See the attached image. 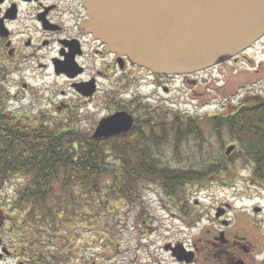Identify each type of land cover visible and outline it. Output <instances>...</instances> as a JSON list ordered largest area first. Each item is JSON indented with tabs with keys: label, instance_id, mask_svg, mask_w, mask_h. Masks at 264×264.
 <instances>
[{
	"label": "rangeland",
	"instance_id": "rangeland-1",
	"mask_svg": "<svg viewBox=\"0 0 264 264\" xmlns=\"http://www.w3.org/2000/svg\"><path fill=\"white\" fill-rule=\"evenodd\" d=\"M250 58L251 62L241 58L238 63L223 65L220 70L216 68V73H220L223 78L219 84H216L214 78L208 74L207 82L191 77L192 81L197 80L195 84L191 81L162 84L158 88L141 86L146 95L155 91V95L151 96L153 101H143L150 110H157L156 107L160 106L159 112L169 110L179 112L183 116H194L207 139L204 142L193 134L189 135L180 141V152H174L172 148L176 142L174 133L168 131L157 144L160 148L151 154L152 159L165 162L171 167L187 170L194 168L198 171H204L205 165L210 162H228L224 157L225 150L228 145L235 142L227 136L223 140L214 137L212 127L208 124L210 120L208 115L215 112L231 113L242 102L264 96V48L259 46L256 55H251ZM87 65L92 68L90 71L94 70L92 60H87ZM114 74L116 75L113 83L122 91L125 86L134 88L138 85L136 80L138 74L132 69L126 68L125 74L122 75L119 72ZM88 77L83 75L81 79L86 80ZM118 78L124 83H116ZM127 79L130 82L126 81ZM26 80L32 84L29 90L34 93L35 101L28 97L17 101H0V113L10 121L15 122L19 119L24 126L29 127V130L42 127L44 124L54 128L62 123L68 128L80 118L83 121L78 126L86 130L81 132L93 133L101 119L117 110L116 104L104 99L107 90H111V85L115 87L111 84V79L101 80L100 93L93 99L94 101H83L72 95V81L51 78L55 90L68 91L65 97L68 100L51 103L45 93L39 91L42 87L40 77ZM163 87H167L168 92H164ZM51 96H54L53 92ZM132 96L134 98L131 94L130 99ZM57 98L64 97L59 95ZM161 98L174 100L161 101ZM54 103L57 109L53 108ZM13 113L19 118L11 117ZM230 161L234 162L232 173L220 171L208 175L205 180L188 183L182 192L191 199L190 202H184L187 205L183 206L186 212L172 206L170 199L164 197L163 202L158 200L149 189V185L146 186L147 189L143 187L144 197L141 206L142 208L145 206L156 215L152 220L148 217L146 219V224L156 229L154 232L144 228L142 218L139 220L135 218L133 203L114 195L108 200L109 194L106 198L102 195L100 201L88 195H78L73 202L60 192V185L56 186L55 197L61 200L60 202L55 200L54 206L57 211L62 209L63 212L53 211L50 220L43 217L41 212L34 211L37 214V221H33L32 224L28 220L23 222V216L18 210L21 209L23 213L26 207L21 208L16 198L23 180L14 176L0 183V212L8 216L4 224L3 237L7 243L16 240L13 243L14 247L23 242L22 238L27 246H38L39 240L33 239L35 233L54 240L57 253L46 259L47 264H177L171 255L163 250L172 239L176 245L184 244L188 252L191 250L197 252L198 260L194 264H207L199 251L195 250L194 244L207 247L215 237L219 239L236 236L243 239L245 236L244 241L249 243L253 250L248 253L241 248L238 250L239 254L250 264H264V187L257 188L252 182V166L248 161L237 156H232ZM28 205L29 203L26 204ZM257 207H262L259 213H255ZM173 214L180 215L184 222L175 220ZM18 222H21L19 226H24V230H21ZM187 222H193L192 226ZM47 223L51 224L50 228ZM9 249L14 251L12 247ZM119 252L121 254L118 258ZM28 258L29 264L38 263L36 258L33 260L31 256ZM15 262V258L11 260L8 257L0 260V264Z\"/></svg>",
	"mask_w": 264,
	"mask_h": 264
},
{
	"label": "trees",
	"instance_id": "trees-1",
	"mask_svg": "<svg viewBox=\"0 0 264 264\" xmlns=\"http://www.w3.org/2000/svg\"><path fill=\"white\" fill-rule=\"evenodd\" d=\"M117 105L120 107L122 103ZM16 115L13 113L11 117ZM208 116L214 137L218 140L230 137L236 149L231 156H224L228 162H210L204 171H198L171 167L151 158L154 146L168 131L174 133V145L192 134L207 141L197 118L191 115H174L167 124H161V133L156 131L157 125L145 122L143 127L118 137L94 139L90 132H81L86 130L78 126V119L68 128L62 123L54 128L44 124L29 130L16 117L14 122L0 113V183L14 176L23 180L16 198L20 207L26 209L23 213L21 209L18 211L23 222L28 220L30 224L37 221L34 211L50 220L53 211L63 212L54 206L57 185L73 202L78 195L100 201L102 195L106 198L109 194L108 200L114 195L132 204L149 182L159 184L166 194L175 197L190 182L205 180L220 171L232 173V156L248 161L252 181L264 186V96L242 102L231 113L215 112ZM48 225L50 228L51 224ZM36 238L38 246H28V256L31 260L36 258L37 264H47L46 259L57 253L55 241L35 233L33 239Z\"/></svg>",
	"mask_w": 264,
	"mask_h": 264
},
{
	"label": "flooded vegetation",
	"instance_id": "flooded-vegetation-1",
	"mask_svg": "<svg viewBox=\"0 0 264 264\" xmlns=\"http://www.w3.org/2000/svg\"><path fill=\"white\" fill-rule=\"evenodd\" d=\"M86 5L87 0H0V101H17L26 97L35 101L34 93L29 90L32 88V84L26 79H37L38 77L42 80V87L39 91L42 94L45 93L50 99L49 103L51 101H65L67 99L65 97L68 95V91L58 92L55 90L51 78H65L72 81V95L76 99L94 101L93 99L100 93L102 79H111V84L115 85L113 80L116 74L114 73L119 72L122 75L125 74L126 68H129L138 74L136 79L138 85L134 88L133 86L129 88L125 86L123 91L118 89L117 85L115 87L111 85V90H107L104 99L116 104V112L132 114L135 118L134 129L143 127L145 122H150L157 125L156 131L161 133L162 123L167 124L171 117L182 114L169 110L159 112L160 106L156 107L157 110H150L143 101H153L151 96L155 95V91L146 95L141 86L158 88L159 85L172 82L189 83L192 81L191 76L198 73L181 76L156 74L135 65L129 58L112 52L83 26L87 19ZM259 46L264 48V36L255 44L253 49L249 50V56H246L248 61H251V54H255ZM239 57L234 58L233 61H226L223 65L237 63ZM87 60H92L93 68L95 67L93 71H90L92 68L87 65ZM109 65L110 67H108ZM205 72H208V69L199 72V74L203 75ZM83 75H88V79H81ZM194 82L197 81L191 83ZM116 83H124V81L118 78ZM79 87H82L83 90ZM162 90L168 92L167 87H163ZM52 92L54 96H51ZM131 94L134 95V98L132 96L130 99ZM59 95L64 98H57ZM160 100L172 101L174 99L161 98ZM113 101H120L122 106L119 107L118 103ZM53 108L57 109L56 103H54ZM15 117L19 118L17 115ZM82 121L83 119H80V122ZM159 148L160 146H154L153 149L156 151ZM172 148L176 152H180L181 146L176 144ZM149 183V189L152 190L158 200L163 202L164 197L170 199L172 206L179 211H181L180 209L184 210L183 206H187L185 201H191L186 193L174 197V195L166 194L159 184ZM143 197L144 195L138 194L134 203L135 218L138 220L142 218V222L145 224L144 228L154 232L156 229L146 224V219L148 217L152 220L156 218V215L151 210L146 209L145 206L142 208L141 199ZM177 199L181 200L178 201ZM163 206L167 207L166 204ZM173 218L183 221L180 215L173 214ZM6 219L7 216L0 212V260L8 257L11 260L16 259L14 264H29L27 261L29 260L28 246L26 243L24 244L23 238V242L15 247L13 243L16 240L8 243L5 241L3 234ZM187 224L191 225L190 222ZM181 232L184 233V230ZM234 237H224L222 240L215 237L214 240L210 241L209 246L194 244V248L199 251L207 264H250L243 255L239 254L238 250L243 248L245 252L250 253L253 250L252 247L244 241L245 236L243 239ZM10 247L14 248V251L10 250ZM163 250L168 252L177 264H194L198 260L197 252L191 250L193 253L192 257L187 255L190 259L188 262L184 254L188 252L186 247L182 243L176 245L173 239ZM120 254L121 252L117 254L118 258Z\"/></svg>",
	"mask_w": 264,
	"mask_h": 264
},
{
	"label": "water",
	"instance_id": "water-1",
	"mask_svg": "<svg viewBox=\"0 0 264 264\" xmlns=\"http://www.w3.org/2000/svg\"><path fill=\"white\" fill-rule=\"evenodd\" d=\"M87 14L84 27L112 52L159 73L208 68L264 35V0H87ZM133 124L131 114L117 112L99 122L93 137L119 135Z\"/></svg>",
	"mask_w": 264,
	"mask_h": 264
}]
</instances>
